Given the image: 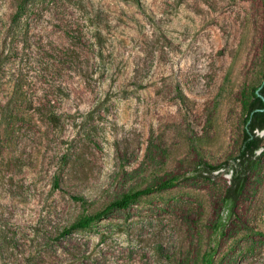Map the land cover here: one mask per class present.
I'll use <instances>...</instances> for the list:
<instances>
[{
	"label": "rangeland",
	"instance_id": "rangeland-1",
	"mask_svg": "<svg viewBox=\"0 0 264 264\" xmlns=\"http://www.w3.org/2000/svg\"><path fill=\"white\" fill-rule=\"evenodd\" d=\"M20 1L0 0V264H264V153L232 221L233 174L196 172L239 153L264 0H33L16 27Z\"/></svg>",
	"mask_w": 264,
	"mask_h": 264
},
{
	"label": "trees",
	"instance_id": "trees-1",
	"mask_svg": "<svg viewBox=\"0 0 264 264\" xmlns=\"http://www.w3.org/2000/svg\"><path fill=\"white\" fill-rule=\"evenodd\" d=\"M32 1L33 0H21L19 2L17 11L12 19L13 26H20L21 19ZM17 116L18 114L14 113V109L10 108V105H7V107L5 106L2 118L8 127L14 124V121L16 122ZM50 119L55 121L53 115L50 116ZM244 125L245 127L238 155L217 166L202 160L196 171L198 176L203 179L211 178L220 170H225L226 174H233L231 184L224 195V203L229 210L228 221L233 220L231 219L233 217V211L247 186L248 178L257 164V160L261 158L258 152L261 151L262 154L264 153V136L261 135V133H264V73L262 82L258 86L252 87L250 99L245 104ZM176 184L177 179H171L168 182L161 183L158 187H160V189H168L176 186ZM152 192L153 189L147 188L127 194L125 193L120 199L112 201L103 210L81 217L69 229L65 230V232L70 233L73 230H86L94 223L102 220L110 211L114 209L126 210L130 207L132 202ZM73 198L83 205L86 204V200L83 197L73 196ZM214 254V250L207 252L201 264H214Z\"/></svg>",
	"mask_w": 264,
	"mask_h": 264
}]
</instances>
